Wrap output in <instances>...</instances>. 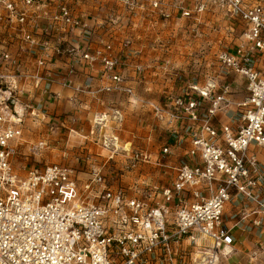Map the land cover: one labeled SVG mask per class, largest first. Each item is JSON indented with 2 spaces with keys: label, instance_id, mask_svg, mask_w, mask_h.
I'll return each instance as SVG.
<instances>
[{
  "label": "built area",
  "instance_id": "1",
  "mask_svg": "<svg viewBox=\"0 0 264 264\" xmlns=\"http://www.w3.org/2000/svg\"><path fill=\"white\" fill-rule=\"evenodd\" d=\"M103 93L148 108L156 154L103 137L106 161L84 181L67 163L17 169L26 122L45 119L33 101ZM254 229L264 0H0V264H226L236 230Z\"/></svg>",
  "mask_w": 264,
  "mask_h": 264
},
{
  "label": "crops",
  "instance_id": "2",
  "mask_svg": "<svg viewBox=\"0 0 264 264\" xmlns=\"http://www.w3.org/2000/svg\"><path fill=\"white\" fill-rule=\"evenodd\" d=\"M56 88L57 85H56ZM64 94L71 95V90L62 89ZM35 106V114L45 117L43 122L48 127L50 124L56 125L54 130L46 129L40 134V138H50L56 141L62 136L69 139L73 136L82 138L81 152L83 162L82 165L76 164L78 168V177L84 181L89 175L93 167L103 166L106 161L107 149L102 146L103 137L113 140L114 144L124 145L129 142H135L140 146L147 147L153 153L159 150L161 145V137L153 135L154 140L147 138L148 128L142 127L145 119H150L151 114L147 107L141 106L139 103L133 104L128 101V97L120 93H103L98 96L80 95L79 101H33ZM122 117V121L119 117ZM164 139V137H163ZM54 140L51 141L52 147L55 149ZM107 153H103V151ZM71 161V157L68 161ZM104 169V168H103ZM129 182L127 177L118 184H126ZM231 208V205L228 209ZM254 234L260 233L264 236V231L254 229ZM251 233L236 230L237 241L230 249L232 252L228 257L226 264H264V251L256 244L258 240L250 238ZM249 249L250 254L244 253V249ZM248 247V248H247ZM257 248V249H256ZM237 254L238 261H230ZM261 262V263H260Z\"/></svg>",
  "mask_w": 264,
  "mask_h": 264
},
{
  "label": "rangeland",
  "instance_id": "3",
  "mask_svg": "<svg viewBox=\"0 0 264 264\" xmlns=\"http://www.w3.org/2000/svg\"><path fill=\"white\" fill-rule=\"evenodd\" d=\"M197 49H198V53H199V59H202V61H199V63H204L203 62V56L201 55V52L205 49V42L202 41H198L197 43ZM180 47L179 49L184 52V54L182 53L180 60L181 62H183V64L187 63V61L191 62L192 58H190L188 52L193 51L192 49H187V42L184 39H179V44ZM188 65V64H187ZM158 77H156L154 79V87L157 88V79ZM156 96H158L159 94H155ZM152 122V119H145V121L142 122V127H148V124ZM44 123L38 124V122L36 121H31L28 120L26 122V131H25V136H24V146H23V154L18 156V159L16 160V167L17 169L23 174L25 173L29 167L33 166V165H44L46 163H53V162H59V163H67L69 165H72L74 167H76V164L82 165L83 162V158H82V154L83 152H81V147L82 144H80V140L82 138H80L79 136H75V137H71L70 141L67 137L62 136L60 139H58L57 141L55 139L50 138L49 140H47L48 143V148H45L42 152V154L40 156H36L34 157L33 155H29L27 153L26 150V146L30 145L31 143H36L38 140H40L41 138L39 137L41 133L46 131V127L45 125H43ZM40 125V126H38ZM54 140V146L55 149L52 147L51 145V141ZM154 140V138H151V142ZM136 145H139L135 142ZM103 153H107V151H103ZM71 157V161L72 162H68L69 159ZM77 168V167H76ZM78 169V168H77ZM261 234L257 233H251L250 238L254 239V240H258L259 238H261ZM198 242L203 243L202 240L198 239ZM248 248V247H247ZM244 249V253L247 254V256L250 254L249 249H246L245 247H243ZM257 249V248H256ZM239 256L237 254H235L230 261H238ZM261 263V262H260Z\"/></svg>",
  "mask_w": 264,
  "mask_h": 264
},
{
  "label": "bare ground",
  "instance_id": "4",
  "mask_svg": "<svg viewBox=\"0 0 264 264\" xmlns=\"http://www.w3.org/2000/svg\"><path fill=\"white\" fill-rule=\"evenodd\" d=\"M227 254V253H226Z\"/></svg>",
  "mask_w": 264,
  "mask_h": 264
}]
</instances>
